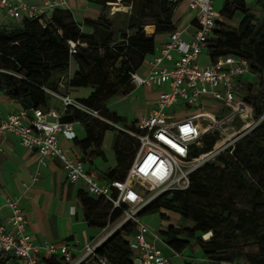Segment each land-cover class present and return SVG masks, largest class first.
<instances>
[{
  "label": "trees",
  "instance_id": "1",
  "mask_svg": "<svg viewBox=\"0 0 264 264\" xmlns=\"http://www.w3.org/2000/svg\"><path fill=\"white\" fill-rule=\"evenodd\" d=\"M116 1L114 8L118 11L126 12L129 8L119 23L107 15V3ZM175 7L170 0H104L98 18L85 19L82 24L68 10L56 9L49 18L27 19L17 26L0 27V92L23 110L46 111L52 99L47 91L63 95L69 88H90L91 94L86 99H77L78 102L102 119L135 132L134 123L124 125L125 120L111 113L106 103L130 91V73L154 53L156 35L175 30L172 24ZM254 9H248L244 0H224L206 54L211 62L225 55L248 61L252 77L239 81L234 99L248 104L254 118L259 120L264 116V0H254ZM237 15L240 16L237 26H227ZM83 25L92 32L84 33ZM148 25L154 27L151 35L144 30ZM72 62L76 71L68 80ZM60 78L63 89L58 87ZM102 119L73 107L67 108L60 118L62 123L84 124L86 136L76 143L84 151L93 146L90 155L96 157L104 158L100 151L103 132L115 131L112 150L116 168L104 177L108 182L123 181L139 143ZM236 122L241 124L238 118ZM220 140L216 131L204 136L200 147L189 146L185 162L210 154ZM229 151L191 173L187 188L160 193L139 214L144 218L157 215L166 223L158 235L175 253L180 255L189 246L197 247L205 262L196 264L232 263L241 246L248 245L257 250L248 258L249 264H264L258 256V249L264 245V213L256 208L264 202V118ZM236 185L239 189L236 193L247 197V210L232 205L231 188ZM78 198L90 228H106L127 208L123 205L112 209L109 202L90 197L85 191H80ZM169 214L177 217L178 224L171 222ZM133 232V224H122L95 248L96 256L106 258L110 264H133L128 243ZM204 235H209L208 239H203ZM8 260L9 255L0 252V264H8ZM45 263L62 264L55 257Z\"/></svg>",
  "mask_w": 264,
  "mask_h": 264
},
{
  "label": "built area",
  "instance_id": "2",
  "mask_svg": "<svg viewBox=\"0 0 264 264\" xmlns=\"http://www.w3.org/2000/svg\"><path fill=\"white\" fill-rule=\"evenodd\" d=\"M181 1H185L188 10L194 13V33L189 38L176 30L166 33V43L155 49L146 63L145 76L130 73V82L134 87H149L158 91L150 112L134 123L135 132L102 119L97 112L67 94L52 91L47 93L60 102L59 110L54 107L46 111L21 109L0 119V138L14 136L21 146L39 154L41 164L45 158L57 159L69 182H82L88 196L103 198L112 209L127 206L115 229L125 223L133 224L134 232L128 239L133 264H171L170 259L156 246L159 235L150 229L139 213L160 193L187 188L191 173L203 164L214 161L227 149L231 153L234 145L264 118L262 116L256 123L249 124L253 118L251 107L234 99L239 81L250 74L248 61L240 56L225 55L211 62L206 54L218 17L215 0H170L175 5ZM58 6L57 0H37L34 3L0 0V13L7 19L21 23L27 19L49 18ZM204 54L207 62L202 61ZM62 80L60 78L58 82L59 89L64 88ZM175 106L186 110L194 108L199 114L188 116L187 111H183L181 113L185 115H180L173 111ZM205 106L226 113L216 119L203 114ZM69 107L102 119L115 130L124 131L138 141V149L123 181L100 184L84 169L83 162L60 147L59 135L67 140H73L76 136L72 124L60 120ZM238 117L244 123L238 134L228 136L226 124ZM200 119L207 121L209 126L202 130L198 124ZM215 131L221 137L219 146L198 160L185 162L189 146L200 147L204 136ZM4 209L8 210L9 217L8 226L4 225L0 209V252L8 254L16 261L15 264H37L42 254L48 258L55 257L62 264H110L106 258L96 256L95 248L99 244H87L83 255L75 260L66 244L35 242L28 233L27 221L18 202L8 197ZM174 255L178 256L177 253Z\"/></svg>",
  "mask_w": 264,
  "mask_h": 264
},
{
  "label": "crops",
  "instance_id": "3",
  "mask_svg": "<svg viewBox=\"0 0 264 264\" xmlns=\"http://www.w3.org/2000/svg\"><path fill=\"white\" fill-rule=\"evenodd\" d=\"M27 3H34L37 0H25ZM59 6L57 9L68 10L77 23L82 24L85 19L95 20L101 13L104 0H57ZM247 4L254 0H244ZM117 2V1H116ZM224 0H215L214 7L218 11L222 8ZM117 3H107L109 9L107 15L109 19L114 20V16L122 19V15L126 12L116 11L114 6ZM110 15V16H109ZM0 22L2 27L17 26L20 22H16L5 18L0 13ZM172 24L176 31H179L183 37L189 38L194 33L196 25L194 22V13L189 11L185 1L179 2L173 13ZM84 33H91L89 27L82 26ZM146 34H153L154 27L148 25L145 27ZM167 41V34H159L155 37V49L163 46ZM147 55L141 65L135 70L139 76H145L146 63L152 57ZM205 55V54H204ZM207 58V56H206ZM202 61L207 60L202 57ZM76 71L75 63H71L67 79H71ZM131 84V83H130ZM64 94L71 98L86 99L92 92L90 88H69L64 90ZM157 90L149 87H134L131 84L130 91L123 97L118 96L110 99L106 106L111 113L122 117L126 126L131 125L147 115L153 103L157 98ZM137 101V102H136ZM141 103L137 107L136 103ZM60 102L52 99L51 107L59 110ZM133 105V106H132ZM132 107V108H131ZM144 108V111H142ZM22 107L0 92V119L8 115L18 112ZM72 128L75 133L73 140H67L63 136H58V143L61 148L67 150L75 159L83 162L84 169L91 173L100 184L107 183L104 175L116 168L115 154L112 150V161L106 158L103 150L104 139L109 138L107 130L102 134V142L100 151L103 157L90 155L95 148L84 151L76 142L85 138L86 133L84 124L81 122H73ZM113 131V130H112ZM112 143L115 137L113 133ZM111 143V149H112ZM85 191L82 182H69L66 172L61 163L55 158H45L40 163L39 154L34 150H28L21 146L18 139L12 135L0 138V209L1 222L8 226V210L4 209L6 198L14 199L18 202L27 221V230L32 239L39 243H53L56 245L66 244L70 247L73 258L79 259L83 255V249L87 244H100L115 229L109 227L104 229L90 228L85 219L82 206L79 202L78 194ZM146 221V220H145ZM147 223V222H146ZM160 226L164 223L159 222ZM156 246L162 251L163 255L170 259L171 264H178L179 257L174 255V251L168 248L160 239L156 242ZM48 256L41 255L38 257L37 264H47L45 260ZM176 261V262H175ZM8 264H15L14 259L9 258Z\"/></svg>",
  "mask_w": 264,
  "mask_h": 264
},
{
  "label": "rangeland",
  "instance_id": "4",
  "mask_svg": "<svg viewBox=\"0 0 264 264\" xmlns=\"http://www.w3.org/2000/svg\"><path fill=\"white\" fill-rule=\"evenodd\" d=\"M115 3H117V2H115ZM246 5H247L248 9L255 10L254 5L252 3L248 2ZM115 10L118 11V9H115ZM128 10H129V8H127V11ZM118 17H120V16H116V15L114 16V20L117 23H119V21H120L118 19ZM239 18H240V16L237 15L234 19H232L228 23H226L227 26H230L231 28H235L237 26V22H238ZM219 19L223 21L222 18L219 17ZM117 27H118V25H117ZM203 57L206 59V55H203ZM246 77L251 78L252 76L247 75ZM126 94H120V95H118V97L121 98V97L125 96ZM141 103L142 102L136 103L137 107L140 106ZM59 106H60V104H59ZM142 111H144V108ZM173 111H175L176 113H179L180 115H185L181 112L187 111L186 115H188V116H194V115L199 114V112L197 110H195L194 108L186 110V108H182L180 106H175ZM202 111H203V114H209V115L215 117L216 119L221 118L226 113V111L219 112L215 109H211V108H208L206 106L203 108ZM202 116H200V117H202ZM238 119L241 121L240 125L237 124L236 119L232 123L226 124V128H227L226 133L228 136H232V135L234 136L235 134H238V132H239L238 130H240L241 125L244 123V120L242 118L238 117ZM136 121L137 120H135L134 123H136ZM256 121L257 120L253 116V118L249 120V122H250L249 124H254V123H256ZM198 124L200 125V128L202 130L209 126V123L203 119L198 120ZM113 133H114V131L107 130V134L110 137L105 138L104 144H103V150H104L106 158L109 160V162L112 161L111 143H112V139H113V135H114ZM231 191L234 193V199H233L232 205L237 209L247 210L249 208L245 204L247 197H245L244 195H239L236 193V192H239L237 185L234 186L233 188H231ZM256 208H257V210H260L261 212L264 213V202L262 204L256 205ZM169 216H170L172 223L178 224L177 217L174 214H169ZM143 219L146 220L147 225L150 227V229L154 233H157V234H158L159 230L163 229L164 225L166 224L165 222L161 221V219L157 215L147 216L145 218L143 217ZM119 220H120V218L117 221H115L113 224H110L109 227L113 228V227L117 226V224L119 223ZM160 221L162 223H164L162 225V227L160 226V223H159ZM180 224H183V223L181 222ZM185 225L190 226L191 223H186ZM202 237H203V239H208L209 235H204ZM256 252H257V250L255 249V247L253 245L241 246V249L239 250V253H238V258L236 259V261L229 263V264H249L248 258L254 256L256 254ZM258 256L260 258V261L262 263H264V245H263V247L258 249ZM201 262H205V259L203 258L200 250L195 246H191V247L189 246L183 251L182 257H179L178 264H185V263L196 264V263H201Z\"/></svg>",
  "mask_w": 264,
  "mask_h": 264
}]
</instances>
